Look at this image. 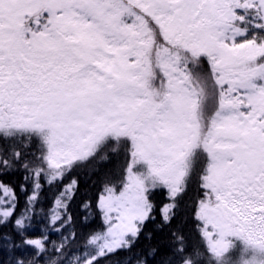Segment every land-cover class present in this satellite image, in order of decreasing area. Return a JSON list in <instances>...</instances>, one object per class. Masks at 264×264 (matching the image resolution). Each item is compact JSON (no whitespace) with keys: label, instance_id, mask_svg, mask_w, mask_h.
Returning a JSON list of instances; mask_svg holds the SVG:
<instances>
[{"label":"snow or ice","instance_id":"1","mask_svg":"<svg viewBox=\"0 0 264 264\" xmlns=\"http://www.w3.org/2000/svg\"><path fill=\"white\" fill-rule=\"evenodd\" d=\"M8 224L0 264H264V0H0Z\"/></svg>","mask_w":264,"mask_h":264},{"label":"trees","instance_id":"2","mask_svg":"<svg viewBox=\"0 0 264 264\" xmlns=\"http://www.w3.org/2000/svg\"><path fill=\"white\" fill-rule=\"evenodd\" d=\"M4 179L6 182H12L13 185L16 187L17 195L19 196V199H20V205L22 206L24 203L25 196L30 194V186H29V191L27 193H21L20 192L19 184L21 182V173H16L15 175L5 177ZM92 179L95 180L97 178L94 176ZM65 183H67V180H65ZM59 187L60 186L57 185L54 188H50L47 185H45L43 188V191L41 193L42 202L40 203V205L38 207H42L45 210H47L49 207H51V205L53 203V199H54L55 195L57 194ZM80 189H81V193H83V192H85V190H87L94 198L96 192L99 190V185L97 184L95 187H93L92 182L89 181L87 186L84 183H81ZM190 195H191V193H190ZM82 198H83L82 195L80 193H78L76 199L71 204L70 211L73 214L74 218L77 220V227L82 228V230H84V231H87L91 228L98 227L100 224V218L98 215H96L94 213L93 218L90 219V222L87 225H83L81 223V217L84 215V213L82 212V210L80 208V202H81ZM159 199H163V196L161 195L159 197ZM164 202H167V201L165 200ZM187 230L188 231L191 230V222L188 223ZM11 231H12V225L11 224H8L6 227L0 228V233H10ZM39 234H40L39 229H37L35 232L32 233V235H39ZM64 235H67V232H64ZM49 238H50V240L57 241V243H59V241H60V235L57 233H54V232L50 233ZM124 255H126V253H124V252L118 253V256H120V257H123ZM6 258H7L6 253L3 251H0V259H6ZM110 259H115V257H112ZM41 264H42V262H41ZM101 264H106V261L102 260Z\"/></svg>","mask_w":264,"mask_h":264}]
</instances>
